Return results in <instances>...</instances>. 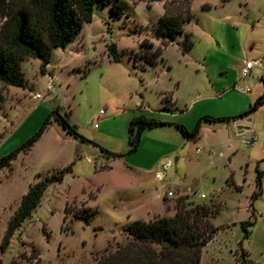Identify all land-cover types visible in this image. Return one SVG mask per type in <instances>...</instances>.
<instances>
[{"label": "rangeland", "instance_id": "1", "mask_svg": "<svg viewBox=\"0 0 264 264\" xmlns=\"http://www.w3.org/2000/svg\"><path fill=\"white\" fill-rule=\"evenodd\" d=\"M124 1L127 8L120 18H114L110 5L96 8L73 41L53 49L46 73L40 58L28 56L22 64L25 86L0 81V158L22 146L56 110L88 140L126 153L108 156L68 134L52 116L32 148L0 170V246L30 185L74 162L72 170L48 184L7 250L0 247L2 264H98L131 238L125 225L148 218L146 205L163 211L154 217L173 216L180 195L218 210L211 220L220 229L204 247L201 264H243V249L245 264H264V178L262 194L253 197L256 162L264 158V103L243 115L264 92V0H193L184 33L163 47L156 65L134 57L161 45L154 30L165 4L179 13L186 4ZM186 34L193 46L183 51L179 41ZM112 44L120 62L109 53ZM247 60L260 63L243 77ZM165 91H173V109L161 102ZM37 92L41 98L34 96ZM140 113L190 129L205 115L235 120L203 123L196 140L185 139L173 125L146 129L138 149L128 153L130 121ZM249 116L257 122L253 146L248 143L253 137ZM169 158L173 164L160 179L158 172ZM246 160L251 161L247 171ZM260 167L264 171V160ZM168 190L174 195L164 200ZM254 218L244 238L241 223Z\"/></svg>", "mask_w": 264, "mask_h": 264}, {"label": "trees", "instance_id": "2", "mask_svg": "<svg viewBox=\"0 0 264 264\" xmlns=\"http://www.w3.org/2000/svg\"><path fill=\"white\" fill-rule=\"evenodd\" d=\"M182 1L186 4L184 13L173 12L165 4L164 14L154 30V36L160 40L161 45L153 52L146 51L139 57L135 56V61L143 60L145 64L156 65L163 47L175 42L177 37L184 33V24L191 19L189 11L193 0ZM107 5H110L114 18L122 17L127 8V2L124 0H0V81L8 85L25 86L26 77L22 64L28 56L40 58L41 72L46 73L47 66L52 59L53 49L64 47L73 41L81 32L83 23L92 20V14L96 8ZM144 44L145 40L142 45ZM179 44L183 51L190 49L193 46L190 34H186L185 40L179 41ZM109 53L114 61H121L116 44L109 46ZM164 101L172 102V94L164 96ZM263 103L264 92L254 101L251 109L243 115L256 111ZM52 116L68 134L93 143L108 156L126 155V153L110 151L97 142L88 140L70 123L68 117L56 110L22 146L0 158V170L10 167L21 151H29L32 148L50 124ZM234 118L205 115L200 117L196 125L190 129L180 122L163 121L140 113L130 121L128 153L138 149L142 133L146 129L173 125L185 139L195 140L200 136L204 122L230 121ZM73 164L74 162L30 185L8 223L1 241L2 251L7 250L16 229L38 207L48 184L62 181L65 174L72 170ZM256 173L257 189L253 197L262 194L264 172L259 164L256 166ZM38 175L42 177V173ZM188 198L189 195L179 196L173 216H156L150 220L137 219L125 225L124 230L131 238L126 243L119 244L114 251L103 255L98 264H201L204 247L220 229L211 220L218 210H212L204 203L187 201ZM255 222L254 218L241 223L244 238L249 236L251 232L249 226L254 225ZM44 234L49 239L50 234L46 231ZM241 255L243 264H245L248 260L247 251L243 249ZM0 264H2L1 260ZM10 264H18V262L13 260Z\"/></svg>", "mask_w": 264, "mask_h": 264}, {"label": "crops", "instance_id": "3", "mask_svg": "<svg viewBox=\"0 0 264 264\" xmlns=\"http://www.w3.org/2000/svg\"><path fill=\"white\" fill-rule=\"evenodd\" d=\"M56 48V47H55ZM48 70H49V68H47ZM170 94H172V102H170V103H166L165 101H164V96H166V95H170ZM161 102H162V104L164 105V108L165 109H173V106H174V104H175V100H174V97H173V91H165V92H162L161 93ZM259 109V108H258ZM257 109V110H258ZM69 114V113H68ZM70 115V114H69ZM131 118H127V120L129 121ZM232 120V119H231ZM230 120V121H231ZM233 120H235V119H233ZM230 121H228V122H230ZM248 122L249 123H251V124H253L252 126H249L248 127V131H250L251 133H252V135H253V137H252V144H250L251 146H253L254 145V143L257 141V135H256V130H255V128L257 127V122L256 121H254L253 120V118H251L250 116H249V118H248ZM205 123V122H204ZM183 136V135H182ZM201 137L199 136L197 139H200ZM196 140V139H195ZM209 152H211L212 154H214L215 153V150L214 149H212V150H209ZM263 153H264V149H263ZM179 159V157H176V161ZM250 160V159H249ZM264 160V158H261L260 160H257V162H256V166L259 164V166H260V161H263ZM251 162V161H250ZM250 162L249 161H247L246 160V162H245V171H247V169H248V167L250 166ZM256 166H255V168H256ZM261 168V167H260ZM137 170H139V169H137ZM263 170V169H262ZM264 172V171H263ZM166 177V176H165ZM230 177H231V179L233 178V173H231V175H230ZM263 178H264V175H263ZM233 180V179H232ZM169 191V190H168ZM171 191H173V190H171ZM167 193V192H166ZM164 194V200L166 199V196L165 195H167V194ZM173 195H174V191H173ZM146 212H147V215H148V218L147 219H145V218H142V219H145V220H150V219H152L156 214H159V213H162V212H159V211H155L154 209H152V207H151V205H146ZM131 221H133V220H131ZM130 221V222H131ZM129 222V223H130Z\"/></svg>", "mask_w": 264, "mask_h": 264}, {"label": "built area", "instance_id": "4", "mask_svg": "<svg viewBox=\"0 0 264 264\" xmlns=\"http://www.w3.org/2000/svg\"><path fill=\"white\" fill-rule=\"evenodd\" d=\"M259 63H260L259 60H247V61H245V63L243 64L242 70H241L242 76L243 77H248V76L252 75L255 66L257 64H259ZM47 89H48V91H53L54 90V85L52 83H49L48 86H47ZM250 90H251V86H250V84H248L246 86V88H245V91L246 92H249ZM34 96L36 98H41L42 97V94L39 93V92H37ZM101 112H103V111L101 110ZM97 125L98 124L95 123V126L96 127H97ZM252 142L253 141L251 140L248 143L249 144H252ZM172 164H173V160L171 158H169V159L166 160L165 166H164L163 170L158 172V174H159L158 177L160 179H165L166 171L172 166ZM166 194H167V196H172L173 195V191L169 190V191H167ZM201 196L204 197V194L202 193Z\"/></svg>", "mask_w": 264, "mask_h": 264}]
</instances>
